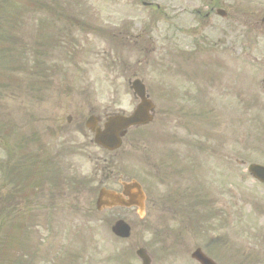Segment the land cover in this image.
I'll list each match as a JSON object with an SVG mask.
<instances>
[{
    "label": "rangeland",
    "instance_id": "374dc122",
    "mask_svg": "<svg viewBox=\"0 0 264 264\" xmlns=\"http://www.w3.org/2000/svg\"><path fill=\"white\" fill-rule=\"evenodd\" d=\"M141 1H152L159 4L161 16H150V10L144 8ZM42 3L54 5L65 15L57 23L53 22L47 25V32H51L54 25L56 28L63 27L62 33L57 34L55 30L53 31V50L49 57L45 58L51 51L45 39V30L42 29L39 33L32 34L38 43V58L43 60L44 68L50 65L51 68L47 69L43 75L36 72L39 78H43V85L40 87L42 91L37 96L38 98L35 97L31 105L30 90L22 89L21 76L16 75L18 74L16 70L21 64L20 60L22 63H28V68H36L38 64L42 63L33 57L19 56L15 44L19 42L24 52L28 50L30 47L29 22L33 20L37 25L41 14L31 18L28 7L26 9L27 19L23 15L25 25L19 34L15 35L17 24H12V18L14 15L24 12V1L6 0L5 4H0V63H4L8 68L4 70L5 79L11 82L9 93L4 91L5 85L0 86V97L1 95L7 96L5 106L16 111L14 113L16 119H22L31 107L34 111L32 114L36 117L33 123L34 129H42L45 126L51 129V135L48 134L46 137L50 143L46 158L48 165L53 166L55 161L57 164H75L79 167L80 176H94V181L88 185L87 200L82 202L77 210L75 206L70 209L71 204L68 198L53 204L47 191L40 199L39 207H50L48 220L52 221L53 225L43 228L38 233L40 237L47 240L49 255L53 253L44 264H56V256H62L61 264H79L80 254V264H110V255L120 250L126 243L131 245V250L136 245L147 246L153 260L158 261L157 248L151 242L156 225L152 223L153 230L151 232L145 231L142 226L146 225L133 211L128 210L123 213L125 219L132 226V235L128 241L114 239L110 233H107L106 224L84 219L85 213L89 210L92 215L95 214L92 208L94 207L92 197L97 183L101 180V170L96 171L94 162L83 156L84 150L92 156L101 155L98 150L91 147L93 146L92 135L84 127V120L89 113L99 111L109 103L110 112L116 111L118 108L131 109L126 83L134 69H127L120 61L123 50L127 57L126 61L133 65L134 49L146 50L147 54L152 55L156 60V58L172 53L173 50L181 51L182 58H187V54L192 51L209 54L206 46H213L215 51L222 55L226 67L225 81L221 84V90L232 92L229 95L232 101L236 90L240 91L241 120L239 127L234 124L233 113L230 112L227 116L229 106L225 112L222 111L223 108H211V116L220 115V123L217 124L213 134L216 147L219 150L213 156L224 155L227 159V166L222 167L217 161L210 159L213 156H207L210 154L208 152L200 156L199 160L204 165L208 163V166L212 167L206 173V176L213 180L211 188H217L223 184H226L227 189L236 187L237 200L239 201L240 189L249 188L251 180L245 173L244 166L234 167L235 169L229 166L235 165V158L243 159L245 163L257 161L264 164V132L257 126H261L257 113L262 109L263 104L258 103L256 106H252L251 103L256 87L255 79H260L264 73L262 66L264 53L258 51V54L253 47L255 42L253 37L255 24L253 22L259 21V17L264 16V8L260 6H264V3L258 1V5L253 0H35L34 6L38 7L32 9H41L42 6L39 5ZM211 5L212 12L206 17L202 16L203 13L209 11ZM217 7H222L227 11L226 18L221 19L215 16L214 10ZM148 20L155 22V27L148 34L142 36V38H147L145 48H143L136 32L140 26L145 27V22ZM238 25L242 31V53L239 54V47L236 51L234 40L231 42L228 38L223 37V34H227L230 30L234 32ZM81 26L85 27L81 28ZM260 27L264 30V25ZM143 30L149 31L147 28H143ZM259 33L260 31L256 30V36ZM219 37L223 38L221 42L218 41ZM192 41L195 42L192 43ZM128 45L131 50L127 56ZM220 47H223L222 52H220ZM67 48L71 53L77 55L73 61L64 60ZM24 58L28 61L23 62ZM255 58H258V61H255ZM256 68L260 70L257 71ZM15 77L18 78L15 79ZM187 77L188 74L182 78L184 85H186ZM220 77V73L216 75V78ZM31 78L34 79L33 74ZM172 79V75H165V84L170 85ZM25 85L33 92L36 91L33 80L30 79ZM210 93L211 99H213V87H210ZM179 95L180 93H178ZM262 98L264 99V94ZM246 103L249 107H246ZM187 113L186 108L178 110L177 143H169L167 147L187 149L188 145L181 143L188 139V131L182 127L187 123ZM67 114L72 116L71 127H68L65 121ZM253 114L255 116H252ZM157 127L158 124H155L151 130L153 131ZM64 132L68 133V136L62 141L61 134ZM134 133H138V131ZM0 137H5V134ZM73 144H75V150L68 152L67 148ZM145 144L153 143L146 141ZM156 145L159 146L158 143ZM131 146L137 150L140 147L139 141L131 140ZM62 147H65L66 150H63ZM183 160L186 164L190 162V159H186V155ZM7 161H9V157L5 155L2 163H7ZM138 170V166L130 167V171ZM188 178L193 184L195 179H191L189 174ZM64 190L69 191V188ZM20 191L21 185L6 186L2 190L3 193H19ZM37 197L38 195L35 194V198ZM77 211L83 218L82 220L74 216ZM246 213V209H241L239 212L241 216ZM7 215L0 214V221L2 218L6 219ZM41 220L43 221L42 218ZM82 227L92 230L84 231ZM46 228L48 233L45 231ZM75 229L77 232L73 231ZM70 238L77 239L75 244H77L80 253L65 256L63 252L76 249L72 244L74 241ZM31 241L29 234L27 243ZM82 243H86V245H82ZM63 246L67 250L61 251ZM40 254V249L35 252L32 250L31 256L22 251L18 258L37 264L39 258L43 257ZM136 262L133 256L130 257V264Z\"/></svg>",
    "mask_w": 264,
    "mask_h": 264
},
{
    "label": "water",
    "instance_id": "95a60500",
    "mask_svg": "<svg viewBox=\"0 0 264 264\" xmlns=\"http://www.w3.org/2000/svg\"><path fill=\"white\" fill-rule=\"evenodd\" d=\"M124 124V126H125V123H123Z\"/></svg>",
    "mask_w": 264,
    "mask_h": 264
}]
</instances>
